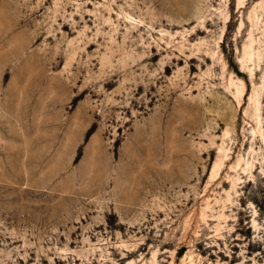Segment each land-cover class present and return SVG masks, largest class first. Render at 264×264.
I'll list each match as a JSON object with an SVG mask.
<instances>
[{"label":"rangeland","instance_id":"374dc122","mask_svg":"<svg viewBox=\"0 0 264 264\" xmlns=\"http://www.w3.org/2000/svg\"><path fill=\"white\" fill-rule=\"evenodd\" d=\"M0 264H264V0H0Z\"/></svg>","mask_w":264,"mask_h":264},{"label":"crops","instance_id":"0c3cea01","mask_svg":"<svg viewBox=\"0 0 264 264\" xmlns=\"http://www.w3.org/2000/svg\"><path fill=\"white\" fill-rule=\"evenodd\" d=\"M93 133V132H92ZM92 133H90L89 135H88V137L92 134ZM87 140V139H86Z\"/></svg>","mask_w":264,"mask_h":264},{"label":"trees","instance_id":"16d2710c","mask_svg":"<svg viewBox=\"0 0 264 264\" xmlns=\"http://www.w3.org/2000/svg\"><path fill=\"white\" fill-rule=\"evenodd\" d=\"M89 133H90V132L88 131L87 136L89 135Z\"/></svg>","mask_w":264,"mask_h":264}]
</instances>
